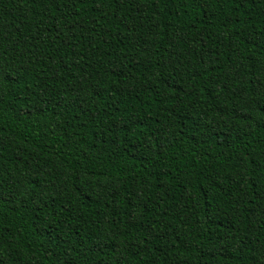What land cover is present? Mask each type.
Instances as JSON below:
<instances>
[{"label":"trees","instance_id":"1","mask_svg":"<svg viewBox=\"0 0 264 264\" xmlns=\"http://www.w3.org/2000/svg\"><path fill=\"white\" fill-rule=\"evenodd\" d=\"M0 264H264V0H0Z\"/></svg>","mask_w":264,"mask_h":264}]
</instances>
